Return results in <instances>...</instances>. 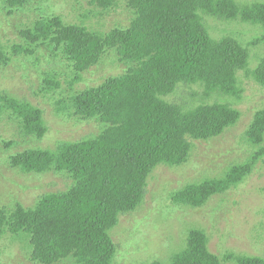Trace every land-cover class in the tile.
Returning a JSON list of instances; mask_svg holds the SVG:
<instances>
[{"label":"trees","instance_id":"1","mask_svg":"<svg viewBox=\"0 0 264 264\" xmlns=\"http://www.w3.org/2000/svg\"><path fill=\"white\" fill-rule=\"evenodd\" d=\"M5 1L11 14L22 13L24 19L34 21L26 30L19 24L22 44H0V69L9 66L14 55L35 54L48 45L54 59L68 61L44 73L51 93L60 89L53 73L74 75L67 88L74 90L73 82L80 81L83 72L107 66L110 51L119 52L122 62L133 63L123 74L109 76L98 86L76 88L67 96L77 117L102 124L97 137L60 142L56 150L30 149L10 156L4 152L19 141L2 142L6 148H0V162L7 157L4 165L14 172L38 175L42 182L47 173L68 171L73 180L65 191L40 195L33 207L25 208L16 200L15 208L0 210V237L10 233L12 241L26 239L33 264H115L121 246L114 243L111 231L122 218L141 212L150 186L157 189L154 201H163L164 211L169 206L200 210L253 172L256 161L250 156L222 176L200 170L197 181L182 179L195 152L193 141L223 136L242 115L230 100H242L248 87H264V32L247 43L234 34L214 38L205 18L264 27L263 1L126 0L134 18L128 27L108 34L69 22L57 0ZM118 1L92 3L110 10ZM29 13L34 18H27ZM247 83L251 84L246 87ZM191 85L204 89L200 104L187 109L170 101V95ZM212 98L213 102H205ZM1 113L15 118L19 133L42 139L48 131L44 111L27 98L9 94L1 100ZM244 136L258 147L253 154L264 156V108L255 112ZM164 166L179 173L185 185L175 188L171 179L163 177ZM197 226L188 231L186 247L174 254L170 264H222L208 248L206 230ZM234 259L237 264H264V256Z\"/></svg>","mask_w":264,"mask_h":264},{"label":"rangeland","instance_id":"2","mask_svg":"<svg viewBox=\"0 0 264 264\" xmlns=\"http://www.w3.org/2000/svg\"><path fill=\"white\" fill-rule=\"evenodd\" d=\"M69 1L70 7H63ZM57 3L69 22L84 25L99 34L116 27H127L133 17V10L128 7L126 0H119L110 10L95 6L88 0L81 3L76 0H57ZM7 7H10L7 1L2 0L0 44H22L20 31L22 28H30L34 20L24 19L22 13L11 14ZM19 16L23 21L19 22ZM29 16L34 18L35 14L29 13L26 17ZM205 22L214 38L234 34L247 43L264 32V27L259 25L241 22L230 25L211 17H206ZM19 24L23 26L21 29ZM53 53L50 46L43 45L35 54L24 52L14 55L9 66L0 69V103L9 97V94L20 99L27 98L44 111L43 117L48 127L47 133L39 139L36 135L29 136L26 131L19 133L21 128L14 124H18L15 118L5 117L1 113L0 148H6L3 141H19L4 152L6 156L30 149L56 150L60 142L91 139L101 132L102 124L99 121L82 120L74 114L75 110H71L66 102L67 96H72L77 91L76 88L80 91L90 86H98L109 76L123 74L127 66L121 64L119 52L110 51L106 55L107 66L99 65L83 72L81 80L73 82L76 85L74 90L67 89L75 80L74 75L69 72L53 73L52 75H57L60 89L51 90L50 93L46 90L48 83L44 73L59 69L68 63L63 57L61 61L57 60L60 57L54 59ZM249 84L251 83H247L246 87ZM184 86L176 91L175 95H170V101H176L187 109L200 104L204 89L200 85H191L190 88ZM248 88V91L243 92L242 100H230V104L242 113L234 127L212 141H193L195 152L190 159V166L187 167L189 171L185 172L186 175L184 174L182 179L197 181L200 170L208 171V176H222L232 165L246 161L250 154L258 150V147L245 139L244 134L254 120L255 112L264 108V87ZM190 93L194 96H190ZM222 100L227 103L228 98L223 97ZM205 102L211 103L213 98ZM262 145L264 146V142ZM6 160L7 157L3 156L0 162V170H5L0 173V210L6 207L15 208L16 200L25 208L33 207L40 195L65 191L73 183V180L68 178V171L47 173L43 175L42 182L37 180L38 175L34 178V175L28 174V179V175L18 174L8 165H4ZM162 169L163 177L171 179L175 188L180 189L185 185L179 173H173V169L165 166ZM11 177L15 181L12 182ZM156 191L155 187L150 186L147 203L141 212L122 218L120 226L112 229L114 243L121 246L114 256L115 264H170L174 254L186 247L188 231L197 225L206 230L209 237L208 248L211 253L221 258L222 264H237L234 256H264V162L257 164L253 173L243 183L225 194L214 196L200 210L178 209L168 205L169 208L164 211L163 201H154ZM12 238L10 233L0 237V264H33L30 260L28 241L24 238L12 241Z\"/></svg>","mask_w":264,"mask_h":264},{"label":"clouds","instance_id":"3","mask_svg":"<svg viewBox=\"0 0 264 264\" xmlns=\"http://www.w3.org/2000/svg\"><path fill=\"white\" fill-rule=\"evenodd\" d=\"M76 1H77L78 3H81L82 1H85V0H76ZM88 1H91V2H92V0H88ZM94 5H95V4H94ZM80 25H81V24H80ZM129 25H130V23H129ZM129 25H128V26H129ZM128 26H127V27H128ZM117 28H122V29H123V28H125V27H116V28H114V29H117ZM114 29H112V30H114ZM112 30H110L109 32H111ZM109 32H104V33H102V34H108ZM120 59H121V58H120ZM120 62H121V64L126 65V66H127V69L130 68V67L133 65V63L122 62L121 60H120ZM127 69H125V71H126ZM125 71H124V72H125ZM254 153H255V152H254ZM250 156H251V157H250ZM250 156H249L250 159H251L252 157H255V161H256V163H255V165H254V168H255L256 165L259 164L260 162H264V156L259 157L258 155L253 154V153L250 154ZM249 157H248V158H249ZM248 158H247V159H248ZM245 162H247V161H244V162H242V163H245ZM254 168H253V171H254ZM252 173H253V172H252ZM252 173H251V174H252ZM251 174H250V175H251ZM250 175H248L247 177H249ZM247 177H246V178H247ZM246 178L244 179V181L246 180ZM244 181H243V182H244ZM243 182H242V183H243ZM111 234H112V231H111Z\"/></svg>","mask_w":264,"mask_h":264},{"label":"water","instance_id":"4","mask_svg":"<svg viewBox=\"0 0 264 264\" xmlns=\"http://www.w3.org/2000/svg\"><path fill=\"white\" fill-rule=\"evenodd\" d=\"M70 5H71V1H69V2H67L65 5H63V7H65V8H69Z\"/></svg>","mask_w":264,"mask_h":264}]
</instances>
